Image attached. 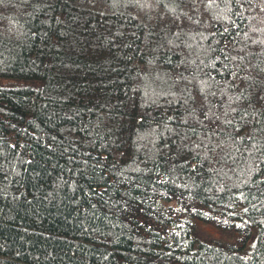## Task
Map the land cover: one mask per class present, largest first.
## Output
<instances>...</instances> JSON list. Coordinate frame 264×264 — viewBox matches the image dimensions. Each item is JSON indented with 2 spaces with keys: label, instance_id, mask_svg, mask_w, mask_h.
<instances>
[{
  "label": "trees",
  "instance_id": "obj_1",
  "mask_svg": "<svg viewBox=\"0 0 264 264\" xmlns=\"http://www.w3.org/2000/svg\"><path fill=\"white\" fill-rule=\"evenodd\" d=\"M0 264H264V0H0Z\"/></svg>",
  "mask_w": 264,
  "mask_h": 264
}]
</instances>
